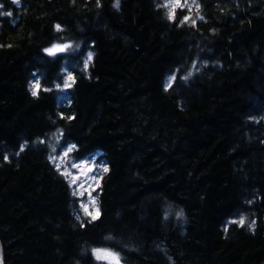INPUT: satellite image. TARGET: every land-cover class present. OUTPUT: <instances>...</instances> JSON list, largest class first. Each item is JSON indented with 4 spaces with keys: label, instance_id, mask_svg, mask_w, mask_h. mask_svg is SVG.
I'll list each match as a JSON object with an SVG mask.
<instances>
[{
    "label": "trees",
    "instance_id": "16d2710c",
    "mask_svg": "<svg viewBox=\"0 0 264 264\" xmlns=\"http://www.w3.org/2000/svg\"><path fill=\"white\" fill-rule=\"evenodd\" d=\"M0 28L5 264H110L99 249L121 264H264V0H0ZM62 145L75 161L102 152L96 219L52 160Z\"/></svg>",
    "mask_w": 264,
    "mask_h": 264
},
{
    "label": "rangeland",
    "instance_id": "374dc122",
    "mask_svg": "<svg viewBox=\"0 0 264 264\" xmlns=\"http://www.w3.org/2000/svg\"><path fill=\"white\" fill-rule=\"evenodd\" d=\"M168 2L170 4V9H172V10H175L177 7H179L178 5H180L181 7H187V6L188 7H194V6H196V0H179L178 3H177V0H168ZM65 45L66 44L54 45V46H52V48H49L52 51L51 52L48 51V52H49V54H55V53L57 54V53L64 52L69 47V44L66 45L67 47H64ZM58 47L61 49H59ZM70 82H71V78H69V81L66 82V85H65L66 88L68 87ZM64 147H66V148H64ZM71 152H72V150H71V147L69 145H66V146L62 145L52 155V157H53L52 160H53L54 164L56 166H58V168L64 174H66L69 177V179L72 181V184L75 186L76 193L79 196H81L82 198H84V200H85L83 203L84 209L87 208V212L91 213V216L93 217V215L96 214L97 210L100 214L98 197L96 195H94V191L98 188V186L101 182L104 170L106 169L105 160L102 158V156L100 157V155L96 153V154L86 158L85 159L86 161L85 160L75 161V160H73V158L70 155ZM57 153H58V155H57ZM60 163L61 164L63 163V164L61 165ZM113 253L114 252H112V251L110 252L109 250L107 251L106 249H99L96 251V257H97V259H99L101 261L105 260L104 262H108L110 264H121V259L119 258V256L116 253L115 254H113Z\"/></svg>",
    "mask_w": 264,
    "mask_h": 264
},
{
    "label": "bare ground",
    "instance_id": "6f19581e",
    "mask_svg": "<svg viewBox=\"0 0 264 264\" xmlns=\"http://www.w3.org/2000/svg\"><path fill=\"white\" fill-rule=\"evenodd\" d=\"M178 6H180V5H178ZM235 6V5H234ZM188 7V6H187ZM143 8V7H142ZM238 8V7H237ZM143 10V9H142ZM189 11V10H188ZM138 12V11H137ZM140 12V11H139ZM146 12V11H145ZM184 12V11H183ZM186 13H187V11H185ZM208 14V13H207ZM211 14V13H210ZM231 14H233V12L231 13ZM230 14V15H231ZM149 15V14H148ZM185 15V14H184ZM236 15V14H235ZM139 16V15H138ZM144 16V15H143ZM204 16V15H203ZM229 16V15H228ZM140 17V16H139ZM146 17V16H145ZM144 17V18H145ZM143 17H142V19H144ZM148 18V17H147ZM205 18H207V17H205ZM242 18V17H241ZM141 19V18H140ZM208 19V18H207ZM219 19V18H218ZM234 19V18H233ZM137 21V20H136ZM143 21V20H142ZM76 24V23H75ZM74 24V25H75ZM223 24V23H222ZM53 25H54V23H53ZM80 25H82V24H80ZM79 25V26H80ZM133 25H134V23H133ZM223 26V25H222ZM74 27V26H73ZM82 27V26H81ZM81 27H79V28H81ZM75 29H76V27H74ZM132 28V27H131ZM1 29V28H0ZM135 29V28H134ZM57 30V29H56ZM72 30H73V28H72ZM71 30V31H72ZM3 30H1L0 32H2ZM80 31H81V29H80ZM86 31V30H85ZM136 32V31H135ZM138 32V31H137ZM141 32V31H140ZM158 32V31H157ZM54 33H55V30H54ZM58 33V32H57ZM61 33V32H60ZM168 33V32H167ZM1 34H3V33H1ZM84 34V33H83ZM86 34V33H85ZM84 34V35H85ZM159 34V33H158ZM58 35V34H57ZM60 35V34H59ZM0 36H2V35H0ZM65 36V35H64ZM69 36V35H68ZM66 37V36H65ZM72 37V36H71ZM2 38V37H1ZM53 38V37H52ZM58 38H60V37H58ZM67 38V37H66ZM69 38V37H68ZM74 38V37H73ZM54 39V38H53ZM75 39V38H74ZM130 39V38H129ZM134 39V38H133ZM1 40V39H0ZM59 40V39H58ZM68 40V39H67ZM82 40V39H81ZM2 41V40H1ZM0 41V42H1ZM50 41V40H49ZM55 41V40H54ZM60 41V40H59ZM79 41V40H78ZM96 41V40H95ZM60 42H62V41H60ZM66 42V41H65ZM94 42V41H93ZM74 43V42H73ZM81 43H82V41H81ZM86 43V42H85ZM132 43V42H131ZM138 43V42H137ZM1 44H3V43H1ZM65 44V43H64ZM90 44H92V43H90ZM39 45H40V43H39ZM44 45V44H43ZM45 45H47L46 43H45ZM52 45V44H51ZM67 45V44H66ZM73 45V44H72ZM229 46V45H228ZM49 47H51L50 45H49ZM48 47V48H49ZM74 46H72V48H73ZM39 48V47H38ZM41 48H42V45H41ZM45 48V47H44ZM52 48V47H51ZM57 48V47H56ZM59 48V47H58ZM43 49V48H42ZM59 49H61V48H59ZM229 50V49H228ZM47 51V50H46ZM67 51H69V49H67ZM231 52H233V51H231ZM49 53V52H48ZM66 53V52H65ZM56 54V53H55ZM96 54V53H95ZM99 54V53H98ZM54 55V54H53ZM99 56V55H98ZM113 57V56H112ZM38 58V57H37ZM45 59V58H44ZM44 59H43V61H44ZM115 59V58H114ZM118 59V58H117ZM206 59V58H205ZM113 60V59H112ZM203 60V59H202ZM37 61V60H36ZM35 61V62H36ZM48 61V60H47ZM65 61H66V59H65ZM96 61V60H95ZM45 62V61H44ZM113 62V61H112ZM200 62V61H199ZM198 62V63H199ZM64 63V62H63ZM65 63H67V62H65ZM64 63V64H65ZM89 63V62H88ZM91 63V62H90ZM184 63V62H183ZM203 63H205V62H203ZM206 63H207V61H206ZM56 64V63H55ZM208 64H210V63H208ZM44 65V64H43ZM67 65V64H66ZM69 65V64H68ZM183 65V64H182ZM198 65V64H197ZM196 65V66H197ZM46 66V65H45ZM70 66V65H69ZM203 66H204V64H203ZM202 66V67H203ZM57 68V67H56ZM63 68V67H62ZM68 68V67H67ZM86 68V67H85ZM31 69V68H30ZM29 69V70H30ZM38 69V68H37ZM66 69V67H64V70ZM76 69V68H75ZM98 69V68H97ZM191 69V68H190ZM189 69V70H190ZM194 69H196V68H194ZM32 70V69H31ZM36 70V69H35ZM60 70V69H59ZM70 70V69H69ZM68 70V71H69ZM91 70V69H90ZM201 70V69H200ZM65 71H67V70H65ZM78 71V70H77ZM94 71V70H93ZM194 71V70H193ZM203 71H205L204 70V68H203ZM47 72V71H46ZM63 72V71H62ZM71 72V71H70ZM88 72V71H87ZM95 72V71H94ZM167 72V71H166ZM166 72H165V74H166ZM188 72V71H187ZM199 72V71H198ZM202 72V71H201ZM37 73V72H36ZM61 73V72H60ZM83 74H84V72H82ZM32 74V73H31ZM59 74V73H58ZM94 74V73H93ZM113 74V73H112ZM116 74V73H115ZM164 74V73H163ZM187 74V73H186ZM30 75V74H29ZM36 75V74H35ZM68 75V74H67ZM77 75V74H76ZM191 75V74H190ZM201 75V74H200ZM205 75V74H204ZM37 76V75H36ZM39 76H41V75H39ZM38 76V77H39ZM61 76H62V74H61ZM65 76V75H64ZM82 76V75H81ZM86 76V75H85ZM92 76V75H91ZM99 76V75H98ZM105 76V75H104ZM167 76V75H166ZM77 77H78V75H77ZM76 77V78H77ZM122 77V76H121ZM178 77V76H177ZM211 77V76H210ZM36 78V77H35ZM86 78V77H85ZM92 78V77H91ZM116 78H118V77H116ZM164 78V77H163ZM179 78V77H178ZM195 78V77H194ZM197 78V77H196ZM200 78V77H199ZM203 78V77H202ZM208 78V77H207ZM29 79V78H28ZM40 79V78H39ZM84 79V78H83ZM99 79H100V77H99ZM191 79V78H190ZM42 80V79H41ZM88 80V79H87ZM116 80V79H115ZM201 80V79H200ZM204 80V79H203ZM207 80V79H206ZM28 81H30V80H28ZM58 81H60V80H58ZM62 81V80H61ZM60 81V82H61ZM68 81H69V78H68ZM98 81V80H97ZM101 81V80H100ZM158 81V80H157ZM26 82V81H25ZM54 82V81H53ZM56 82H57V79H56ZM76 82V81H75ZM80 82V81H79ZM83 82V81H82ZM92 82V81H91ZM90 82V83H91ZM123 82V81H122ZM122 82H120L121 84H122ZM176 82V81H175ZM194 82V81H193ZM203 82V81H202ZM97 83V82H96ZM124 83V82H123ZM127 83V82H126ZM160 83V82H159ZM182 83V82H181ZM204 83V82H203ZM202 83V84H203ZM40 84H42V83H40ZM54 84V83H53ZM59 84V83H58ZM158 84V83H157ZM184 84V83H183ZM200 84V83H199ZM27 85V84H26ZM60 85H62V84H60ZM89 85V84H88ZM91 85V84H90ZM113 85V84H112ZM172 84H170V86H171ZM201 85V84H200ZM40 86V85H39ZM51 86V85H50ZM116 86H117V84H116ZM120 86V85H119ZM134 86V85H133ZM35 87V86H34ZM57 87V86H56ZM70 87H73V86H70ZM111 87V86H110ZM155 87V86H154ZM27 88V87H26ZM31 88V87H30ZM37 88V87H36ZM41 88V87H40ZM45 88H46V86H45ZM49 88V87H48ZM51 88V87H50ZM59 88V87H58ZM88 88V87H87ZM109 88V87H108ZM153 88V87H152ZM72 89V88H71ZM76 89H77V87H76ZM112 89V88H111ZM171 89V88H170ZM29 90V89H28ZM42 90V89H41ZM53 90H54V88H53ZM70 90V89H69ZM104 90H107V89H104ZM109 90V89H108ZM155 91H156V89H154ZM166 90V89H165ZM178 90V89H177ZM30 91V90H29ZM33 91V90H32ZM31 91V92H32ZM46 91V90H45ZM45 91H44V93H45ZM61 91H64V90H61ZM67 91V90H66ZM113 91H116V88H115V90H113ZM47 92V91H46ZM65 92V91H64ZM160 92V91H159ZM42 93H43V91H42ZM55 93V92H54ZM57 93V92H56ZM184 93V92H183ZM59 94V93H58ZM2 96V95H1ZM31 96V95H30ZM41 96V95H40ZM134 96V95H133ZM138 97V96H137ZM176 97V96H175ZM34 98V97H33ZM119 98V97H118ZM36 99V98H35ZM66 99V98H65ZM138 99H140V98H138ZM142 99V98H141ZM1 100V99H0ZM55 100V99H54ZM59 100V99H58ZM64 101V100H63ZM100 101V100H99ZM143 101V100H142ZM64 103V102H63ZM94 103V102H93ZM101 104V103H100ZM138 104V103H137ZM136 104V105H137ZM58 105V104H57ZM59 107H60V105H58ZM95 106V105H94ZM102 106V105H101ZM170 106V105H169ZM27 107V106H26ZM104 107V106H103ZM107 108V107H106ZM105 108V109H106ZM174 108V107H173ZM62 109V108H61ZM137 109V108H136ZM70 110V109H69ZM197 110V109H196ZM58 111V110H57ZM106 111V110H105ZM167 111V110H166ZM171 111V110H170ZM240 111V110H239ZM50 112V111H49ZM55 112H56V110H55ZM155 112V111H154ZM241 112H243V111H241ZM47 113V112H46ZM57 113V112H56ZM63 113V112H62ZM101 113V112H100ZM103 113V112H102ZM102 113H101V115H102ZM149 113V112H148ZM244 113V112H243ZM59 114V113H58ZM64 114V113H63ZM68 114H69V112H68ZM77 114V113H76ZM230 114H232V113H230ZM66 115V114H65ZM73 115V114H72ZM99 115V114H98ZM105 115V114H104ZM251 115V114H250ZM249 115V116H250ZM49 117H50V115H48ZM67 116V115H66ZM69 116V115H68ZM67 116V117H68ZM190 116V115H189ZM247 116V115H246ZM256 115H254L253 117H255ZM2 117V116H1ZM174 117V116H173ZM193 117V116H192ZM234 117V116H233ZM59 118V117H58ZM72 118V117H71ZM71 118H69V119H71ZM170 118V117H169ZM191 118V117H190ZM203 118V117H202ZM235 118V117H234ZM258 118V117H257ZM46 119V118H45ZM49 119V118H48ZM62 119V118H61ZM65 119V118H64ZM74 119V118H73ZM120 119H121V116H120ZM175 119V118H174ZM199 119V118H198ZM198 119H196V120H198ZM50 120V119H49ZM56 120H57V118H56ZM185 120V119H184ZM204 120V119H203ZM234 120V119H233ZM58 121V120H57ZM64 121V120H63ZM73 121V120H72ZM100 121V120H99ZM182 121V120H181ZM205 121V120H204ZM208 121V120H207ZM229 121H231V120H229ZM4 122V121H3ZM55 122V121H54ZM59 122V121H58ZM71 122V121H70ZM162 122V121H161ZM200 122V121H199ZM13 123V122H12ZM11 123V124H12ZM208 123V122H207ZM230 123V122H229ZM251 123V122H250ZM7 124V123H6ZM10 123H9V125H11ZM15 124V123H14ZM50 124V123H49ZM48 124V125H49ZM53 124V123H52ZM57 124V123H56ZM66 124H67V121H66ZM163 124V123H162ZM173 125V124H172ZM202 125V124H201ZM5 126V125H4ZM8 126V125H7ZM61 126V125H60ZM105 126V125H104ZM171 126V125H170ZM9 127V126H8ZM106 127V126H105ZM116 127V126H115ZM206 127V126H205ZM5 128V127H4ZM10 128V127H9ZM52 128V127H51ZM110 128V127H109ZM171 128V127H170ZM166 129V128H165ZM181 129V128H180ZM65 130V129H64ZM252 130V129H251ZM5 131V130H4ZM12 131V130H11ZM16 131V130H15ZM46 131V130H45ZM52 131H53V128H52ZM55 131V130H54ZM76 131V130H75ZM157 131V130H156ZM173 131V130H172ZM206 131V130H205ZM49 132H50V130H49ZM62 132V131H61ZM158 132H160V130L158 131ZM176 132V131H175ZM2 133V132H1ZM46 133V132H45ZM53 133V132H52ZM111 133V132H110ZM163 133V132H162ZM7 134V133H6ZM23 134V133H22ZM66 134V133H65ZM70 134V133H69ZM80 134V133H79ZM150 134V133H149ZM158 134V133H157ZM161 134V133H160ZM168 134V133H167ZM257 134V133H256ZM13 135H15V134H12V136ZM26 135V134H25ZM51 135V134H50ZM54 135V134H53ZM53 135H51L50 137H52ZM64 135V134H63ZM148 135V134H147ZM151 135V134H150ZM149 135V136H150ZM155 135V134H154ZM37 136H38V134H37ZM46 136V135H45ZM44 136V137H45ZM55 136V135H54ZM69 136V135H68ZM133 136V135H132ZM157 136H160V135H157ZM166 136V135H165ZM263 136V135H262ZM14 137V136H13ZM59 137V136H58ZM73 137H75V136H73ZM84 137H86V136H84ZM143 137V136H142ZM168 137V136H167ZM57 138V137H56ZM72 138V137H71ZM119 138V137H118ZM157 138V137H156ZM64 139V138H63ZM73 139V138H72ZM84 139V138H83ZM100 139V138H99ZM101 139H103V137L101 138ZM111 139V138H110ZM155 139V138H154ZM158 139V138H157ZM252 139V138H251ZM250 139V140H251ZM257 139V138H256ZM74 140V139H73ZM98 140V139H97ZM105 140V139H104ZM106 140H107V138H106ZM156 140V139H155ZM78 141V140H77ZM92 141V140H91ZM113 141H116V140H113ZM138 141V140H137ZM141 141V140H140ZM192 141V140H191ZM31 142V141H30ZM29 142V143H30ZM90 142V141H89ZM88 142V143H89ZM132 142V141H131ZM247 142V141H246ZM263 142V141H262ZM6 143V142H5ZM11 143V142H10ZM87 143V144H88ZM98 143V142H97ZM103 143V142H102ZM109 143V142H108ZM112 143V142H111ZM121 143H123V142H121ZM133 143V142H132ZM150 143V142H149ZM154 143V142H153ZM252 143V142H251ZM77 144V143H76ZM85 144H86V142H85ZM129 144V143H128ZM131 144V143H130ZM147 144V143H146ZM35 145V144H34ZM33 145V146H34ZM37 145V144H36ZM106 145V144H105ZM122 145V144H121ZM149 145V144H148ZM157 145V144H156ZM248 145H249V143H248ZM47 146V145H46ZM45 146V147H46ZM82 146V145H81ZM127 146V145H126ZM129 146V145H128ZM155 146V145H154ZM243 146V145H242ZM263 146V145H262ZM3 147V146H2ZM9 147V146H8ZM48 147V146H47ZM46 147V148H47ZM83 147V146H82ZM99 147V146H98ZM113 146H110L109 148L111 149ZM145 147V146H144ZM172 147V146H171ZM50 148V147H49ZM63 148V147H62ZM64 148H66V147H64ZM108 148V149H109ZM133 148V147H132ZM137 148V147H136ZM148 148V147H147ZM163 148V147H162ZM242 148V147H241ZM240 148V149H241ZM38 149V148H37ZM41 149V148H40ZM44 149V148H43ZM75 149V148H74ZM79 149L81 150L82 148H80V146H79ZM106 149V148H105ZM144 149V148H143ZM146 149V148H145ZM156 149V148H155ZM164 149H165V147H164ZM171 149V148H170ZM180 149V148H179ZM238 149V148H237ZM240 149H238L239 151H240ZM262 149V148H261ZM5 150V149H4ZM33 150V149H32ZM34 150H35V148H34ZM58 150V149H57ZM62 150V149H61ZM66 150V149H65ZM68 150V149H67ZM79 150V151H80ZM134 150V149H133ZM151 150V149H150ZM167 150V149H166ZM2 151V150H1ZM29 151V150H28ZM39 151V150H38ZM144 151V150H143ZM46 152V151H45ZM48 152H49V150H48ZM104 152V151H103ZM133 152V151H132ZM135 152V151H134ZM140 152V151H139ZM192 152H194V151H192ZM235 152V151H234ZM242 152V151H241ZM6 153V152H5ZM11 153V152H10ZM15 153V152H14ZM28 153V152H27ZM52 153V152H51ZM70 153V152H69ZM74 153V152H73ZM83 153V152H82ZM98 153V152H97ZM112 153V152H111ZM111 153H110V155H111ZM117 153V152H116ZM155 153V152H154ZM156 153H157V151H156ZM13 154V153H12ZM33 154V153H32ZM53 154V153H52ZM100 154H102V152L100 153ZM105 154V153H104ZM115 154V153H114ZM192 154V153H191ZM36 155V154H35ZM57 155H58V153H57ZM78 155V154H77ZM88 155V154H87ZM134 155V154H133ZM137 155V154H136ZM188 155V154H187ZM243 155V154H242ZM8 156V155H7ZM39 156V155H38ZM45 156H47V155H45ZM44 156V157H45ZM75 156V155H74ZM98 156V155H97ZM125 156V155H124ZM142 156V155H141ZM191 156V155H190ZM9 157V156H8ZM70 157V156H69ZM94 157V156H93ZM103 157V156H102ZM114 157H115V155H114ZM126 157V156H125ZM237 157V156H236ZM53 158V157H52ZM124 158V157H123ZM135 158V157H134ZM191 158H192V156H191ZM2 159V158H1ZM22 159V158H21ZM29 159V158H28ZM48 159V158H47ZM50 159V158H49ZM76 159V158H75ZM74 159V160H75ZM98 159V158H97ZM109 159V158H108ZM115 159H117V157L115 158ZM234 159V158H233ZM65 160V159H64ZM80 160V159H79ZM93 160V159H92ZM91 160V161H92ZM110 160V159H109ZM86 161V160H85ZM41 162H43V161H41ZM49 162V161H48ZM57 162V161H56ZM60 162V161H59ZM64 162V161H63ZM75 162V161H74ZM73 162V163H74ZM97 162V161H96ZM118 162H120V161H118ZM134 162V161H133ZM139 162V161H138ZM234 162H237V161H234ZM240 162V161H239ZM35 163H36V161H35ZM40 163V162H39ZM46 163V162H45ZM72 163V162H71ZM76 163V162H75ZM74 163V164H75ZM224 163V162H223ZM2 164V163H1ZM0 164V165H1ZM5 164V163H4ZM61 164V163H60ZM63 164V163H62ZM61 164V165H62ZM103 164V163H102ZM111 164V163H110ZM114 164V163H113ZM113 164H112V166H113ZM117 164V163H116ZM136 164V163H135ZM176 164V163H175ZM222 164V163H221ZM32 165H33V163H32ZM37 165H39V164H37ZM43 165V164H42ZM51 165V164H50ZM99 165V164H98ZM107 165V164H106ZM120 165V164H119ZM125 165V164H124ZM124 165H123V167H124ZM134 165V164H133ZM133 165H132V167H133ZM184 165H187V164H184ZM198 165V164H197ZM224 166H225V164H223ZM4 166H6V165H4ZM10 166V165H9ZM13 166V165H12ZM19 166V165H18ZM104 166V165H103ZM115 166V165H114ZM126 166V165H125ZM130 166V165H129ZM45 167V166H44ZM58 167V166H57ZM119 167V166H118ZM131 167V166H130ZM223 167V166H222ZM11 168V167H10ZM43 168V167H42ZM70 168V167H69ZM105 168V167H104ZM109 168V167H108ZM116 168V167H115ZM125 168V167H124ZM128 168V167H127ZM235 168H236V166H235ZM234 168V169H235ZM246 168V167H245ZM48 169V168H47ZM46 169V170H47ZM118 169V168H117ZM134 169V168H133ZM243 169V168H242ZM71 170V169H70ZM116 170V169H115ZM120 170H121V168H120ZM131 170H132V168H131ZM130 170V171H131ZM135 170V169H134ZM239 170H240V168H239ZM238 170V171H239ZM259 170V169H258ZM262 170H263V168H262ZM44 171V170H43ZM49 171V170H48ZM47 171V172H48ZM112 171V170H111ZM237 171V170H236ZM61 172V171H60ZM75 172V171H74ZM77 172V171H76ZM104 172H105V170H104ZM121 172H123V171H121ZM173 172H174V170H173ZM172 172V173H173ZM177 172V171H176ZM175 172V173H176ZM183 172V171H182ZM241 172V171H240ZM247 172V171H246ZM263 172V171H262ZM40 173H42L41 171H40ZM45 173H46V171H45ZM49 173V172H48ZM78 173V172H77ZM128 173V172H127ZM135 173V172H134ZM253 173V172H252ZM260 173H261V171H260ZM43 174V173H42ZM53 174V173H52ZM57 174V173H56ZM100 174V173H99ZM112 174H114V173H112ZM235 174H237V173H235ZM40 175V177H41V174H39ZM69 175V174H68ZM109 175V174H108ZM121 175V174H120ZM180 175V174H179ZM183 175V174H182ZM229 175V174H228ZM234 175V174H233ZM244 175H246V173L244 174ZM52 176V175H51ZM58 176V175H57ZM106 176H107V174H106ZM131 176V175H130ZM136 176V175H135ZM171 176H173V175H171ZM214 176V175H213ZM236 176V175H235ZM234 176V177H235ZM242 176V175H241ZM250 176V175H249ZM39 177V176H38ZM108 177V176H107ZM210 177V176H209ZM248 177V176H247ZM261 177V176H260ZM43 178V177H42ZM47 178V177H46ZM57 178V177H56ZM65 178V177H64ZM131 178V177H130ZM180 178V177H179ZM243 178V177H242ZM249 178V177H248ZM53 179H54V177H53ZM189 179H190V177H189ZM209 179V178H208ZM221 179V178H220ZM247 179V178H246ZM263 179V178H262ZM46 180V179H45ZM137 180V179H136ZM203 180V179H202ZM215 180H216V178H215ZM224 180V179H223ZM230 180H232V179H230ZM237 180H238V178H237ZM241 180V179H240ZM257 180H259V179H257ZM60 181H62V180H60ZM60 181H57V182H60ZM228 181V180H227ZM235 181V180H234ZM248 181V180H247ZM260 181V180H259ZM46 182V181H45ZM56 182V181H55ZM63 182V181H62ZM200 182V181H199ZM61 183V182H60ZM64 183V182H63ZM201 183V182H200ZM216 183V182H215ZM67 184V183H66ZM107 184V183H106ZM218 184H219V182H218ZM217 184V185H218ZM51 185V184H50ZM68 185V184H67ZM196 185V184H195ZM215 185V184H214ZM65 186V185H64ZM200 186V185H199ZM250 186V185H249ZM254 186V185H253ZM42 187V186H41ZM54 187V186H53ZM56 187V186H55ZM201 187V186H200ZM228 187V186H227ZM227 187H226V189H227ZM245 187V186H244ZM60 188V187H59ZM69 188V187H68ZM72 188H74V187H72ZM176 188V187H175ZM191 188V187H190ZM199 188V187H198ZM216 188V187H215ZM220 188V187H219ZM224 188V187H223ZM247 188V187H246ZM256 188V187H255ZM58 189V188H57ZM200 189V188H199ZM244 189V188H243ZM251 189V188H250ZM228 190V189H227ZM256 190V189H255ZM261 190H263V189H261ZM57 191V190H56ZM63 191V190H62ZM65 191V190H64ZM69 191V190H68ZM101 191V190H100ZM199 191V190H198ZM211 191V190H210ZM223 191V190H222ZM225 191V190H224ZM244 191V190H243ZM246 191V190H245ZM257 191V190H256ZM256 191H255V193H256ZM76 192V191H75ZM185 192V191H184ZM207 192V191H206ZM209 192V191H208ZM228 192V191H227ZM66 193V192H65ZM98 194H99V192H97ZM175 193V192H174ZM189 193H190V191H189ZM219 194H220V192H218ZM254 193V192H253ZM259 192H257V194H258ZM67 194V193H66ZM104 194V193H103ZM246 194V193H245ZM81 195V194H80ZM96 195V194H95ZM174 195V194H173ZM180 195V194H179ZM201 195V194H200ZM207 195V194H206ZM229 195V194H228ZM248 195H250V193L248 194ZM247 195V196H248ZM252 195V194H251ZM259 195V194H258ZM45 196V195H44ZM47 196V195H46ZM224 196V195H223ZM76 197V196H75ZM74 197V198H75ZM173 197V196H172ZM204 197V196H203ZM210 197V196H209ZM219 197V196H218ZM229 197V196H228ZM99 198V197H98ZM102 198V197H101ZM177 198V197H176ZM188 198V197H187ZM211 198V197H210ZM222 198V197H221ZM240 198V197H239ZM62 199H64V197L62 198ZM71 199H72V197H71ZM77 199H79V198H77ZM84 199V198H83ZM198 199V198H197ZM209 199V198H208ZM218 199V198H217ZM69 200V199H68ZM191 200V199H190ZM214 200V199H213ZM221 200V199H220ZM225 200V199H224ZM249 200V199H248ZM60 201V200H59ZM71 201V200H70ZM99 201V200H98ZM168 201V200H167ZM170 201V200H169ZM176 201V200H175ZM189 201V200H188ZM197 201V200H196ZM204 201V200H203ZM212 201V200H211ZM48 202V201H47ZM72 202V201H71ZM183 202V201H182ZM200 202V201H199ZM73 203V202H72ZM77 203H78V201H77ZM81 203V202H80ZM162 203V202H161ZM187 203V202H186ZM206 203V202H205ZM215 203V202H214ZM48 204V203H47ZM49 204H50V202H49ZM71 204V203H70ZM171 204V203H170ZM208 204V203H207ZM66 205V204H65ZM68 205V204H67ZM72 205V204H71ZM80 205V204H79ZM162 205V204H161ZM167 205V204H166ZM211 205V204H210ZM47 206V205H46ZM73 206V205H72ZM176 206V205H175ZM174 205H173V207H175ZM183 206V205H182ZM193 206H194V204H193ZM202 206V205H201ZM51 207V206H50ZM71 206H69V208H70ZM78 207V206H77ZM166 207V206H165ZM169 207V206H168ZM167 207V208H168ZM213 207V206H212ZM223 207V206H222ZM76 208V207H75ZM164 208V207H163ZM181 208V207H180ZM195 208V207H194ZM198 208V207H197ZM207 208V207H206ZM218 207H216V209H217ZM239 208H241V207H239ZM243 208V207H242ZM73 209V208H72ZM78 209H79V207H78ZM77 209V210H78ZM173 209V208H172ZM171 209V210H172ZM215 209V210H216ZM222 209H224V207L222 208ZM221 209V210H222ZM70 210V209H69ZM81 210V209H80ZM85 210V209H84ZM165 210V209H164ZM168 210V209H167ZM170 210V211H171ZM205 210V209H204ZM220 210V209H219ZM259 210V209H258ZM71 211V210H70ZM79 211V210H78ZM210 211V210H209ZM213 211V210H212ZM243 211V210H242ZM69 212V211H68ZM73 212H75V210L73 211ZM172 212V211H171ZM208 212V211H207ZM236 212V211H235ZM250 212V211H249ZM252 212V211H251ZM257 212V211H256ZM88 213V212H87ZM161 213H163V210H162V212ZM67 214V213H66ZM79 214H80V212H79ZM164 214H165V212H164ZM189 214V213H188ZM217 214V213H216ZM221 214V213H220ZM219 214V215H220ZM236 214V213H235ZM248 214V213H247ZM257 214H258V212H257ZM262 214H263V212H262ZM68 215V214H67ZM72 215V214H71ZM74 215V214H73ZM122 215V214H121ZM170 215H173V213L172 214H170ZM186 215V214H185ZM197 215V214H196ZM205 215V214H204ZM218 215V214H217ZM217 215H216V217H217ZM244 215V214H243ZM256 215V214H255ZM82 216V215H81ZM124 216V215H123ZM163 216V215H162ZM201 216V215H200ZM221 216H222V214H221ZM230 216V215H229ZM234 216V215H233ZM239 216V215H238ZM246 216V215H245ZM69 217V216H68ZM161 217V216H160ZM172 217V216H171ZM187 217V216H186ZM82 218V217H81ZM88 218V217H87ZM124 218V217H123ZM183 218V217H182ZM229 218V217H228ZM233 218V217H232ZM236 218V217H235ZM234 218V219H235ZM249 218V217H248ZM251 218V217H250ZM85 219V218H84ZM119 219V218H118ZM189 219V218H188ZM193 219V218H192ZM231 219V218H230ZM76 220V219H75ZM79 220V219H78ZM91 220V219H90ZM164 220V219H163ZM162 220V221H163ZM166 220H168V219H166ZM181 220V219H180ZM221 220V219H220ZM237 220V219H236ZM71 221H72V219H71ZM84 221V220H83ZM85 221H87V220H85ZM120 221V220H119ZM177 221H179V220H177ZM186 221V220H185ZM189 221V220H188ZM193 221V220H192ZM224 221V220H223ZM238 221V220H237ZM250 221H251V219H250ZM120 222H122V221H120ZM168 222V221H167ZM175 222V221H174ZM180 222V221H179ZM215 222V221H214ZM217 222V221H216ZM240 222V221H239ZM72 223V222H71ZM85 223V222H84ZM89 223V222H88ZM90 223H92V222H90ZM163 223V222H162ZM182 223H183V221H182ZM198 223V222H197ZM218 223V222H217ZM169 224V223H168ZM177 224V223H176ZM207 224V223H206ZM216 224V223H215ZM219 224V223H218ZM235 224V223H234ZM75 225V224H74ZM92 225V224H91ZM164 225V224H163ZM175 225V224H174ZM179 225H181V224H179ZM222 225V224H221ZM246 225H248V224H246ZM246 225H245V227H246ZM162 226V225H161ZM85 227V226H84ZM175 227H177L176 229H178V226H175ZM228 227V226H227ZM249 227V226H248ZM79 228V227H78ZM82 228V227H81ZM87 228V227H86ZM150 229V228H149ZM171 229V228H170ZM180 229H181V227H180ZM187 229V228H186ZM195 229H197V228H195ZM204 229H205V227H204ZM241 229V228H240ZM115 230H117V228L115 229ZM166 230H167V228H166ZM166 230H165V232H166ZM182 230V229H181ZM222 230V229H221ZM256 230V229H255ZM254 230V231H255ZM12 231V230H11ZM76 231V230H75ZM80 231H81V229H80ZM188 231V230H187ZM248 231V230H247ZM79 231H77V233H78ZM85 232H86V230H85ZM160 232H161V230H160ZM163 232V231H162ZM165 232H163V233H165ZM177 232H178V230H177ZM183 232V231H182ZM170 233V232H169ZM175 233V232H174ZM180 233H181V231H180ZM184 233V232H183ZM188 233V232H187ZM200 233V232H199ZM83 234V233H82ZM87 234V233H86ZM167 234V233H166ZM171 234V233H170ZM178 234V233H177ZM168 235V234H167ZM225 235V234H224ZM82 236V235H81ZM180 236V235H179ZM185 236H187V235H185ZM216 236V235H215ZM86 237V236H85ZM156 237V236H155ZM158 237V236H157ZM167 237V236H166ZM182 237V236H181ZM122 238V237H121ZM219 238V237H218ZM124 239V238H123ZM159 239V238H158ZM176 239H177V237H176ZM192 239V238H191ZM194 239V238H193ZM227 239V238H226ZM231 239V238H230ZM78 240V239H77ZM162 240V239H161ZM166 240V239H165ZM180 240V239H179ZM184 240V239H183ZM200 240V239H199ZM2 241V240H1ZM80 241V240H79ZM163 241V240H162ZM86 242V241H85ZM176 242V241H175ZM182 242V241H181ZM185 242V241H184ZM190 242V241H189ZM108 243V242H107ZM110 243V242H109ZM145 243V242H144ZM161 243V242H160ZM88 244H89V242H88ZM148 244V243H147ZM162 244V243H161ZM183 244V243H182ZM84 245V244H83ZM92 245V244H91ZM156 245V244H155ZM154 245V246H155ZM158 245H160L159 243H158ZM171 245V244H170ZM180 245V244H179ZM190 245V244H189ZM157 246V245H156ZM155 246V247H156ZM168 246H169V244H168ZM196 246V245H195ZM4 247V246H3ZM88 247V249H89V246H87ZM103 247V246H102ZM124 247V246H123ZM151 247V246H150ZM159 247V246H158ZM164 247H166V245L164 246ZM168 248V247H167ZM180 248V247H179ZM91 249V248H90ZM107 249H108V247H107ZM172 249V248H171ZM113 250V249H112ZM145 250V249H144ZM144 250H143V252H144ZM154 250V249H153ZM157 251L159 250V249H156ZM173 250V249H172ZM174 250H176V249H174ZM173 250V251H174ZM180 250V249H179ZM184 250V249H183ZM189 250H191V249H189ZM204 250V249H203ZM86 251H87V249H86ZM108 251V250H107ZM171 251V250H170ZM169 251V252H170ZM185 251V250H184ZM187 251V250H186ZM206 251V250H205ZM87 252H91V251H87ZM111 252V251H110ZM118 252V251H117ZM116 252V253H117ZM161 252H163V250L161 251ZM175 252V251H174ZM193 252V251H192ZM199 252H201V251H199ZM159 253V252H158ZM165 253V252H164ZM171 253V252H170ZM173 253V252H172ZM177 253V252H176ZM184 253V252H183ZM182 253V254H183ZM196 253H197V251H196ZM5 254V253H4ZM92 254H93V252H92ZM113 254H115V253H113ZM121 254H123L122 252H121ZM181 254V253H180ZM187 254V253H186ZM166 255H167V253H166ZM184 255V254H183ZM34 256V255H33ZM177 256V255H176ZM241 256V255H240ZM117 257V256H116ZM154 257V256H153ZM157 257V256H156ZM226 257V256H225ZM120 258V257H119ZM158 258V257H157ZM163 258H164V256H163ZM166 258V257H165ZM169 258V257H168ZM171 258V257H170ZM162 259V258H161ZM193 259V258H192ZM255 259V258H254ZM36 260V259H35ZM41 260V259H40ZM39 260V261H40ZM198 260V259H197ZM204 260V259H203ZM105 261V260H104ZM103 261V262H104ZM108 263V262H107ZM116 263V262H115ZM190 264V263H189Z\"/></svg>",
    "mask_w": 264,
    "mask_h": 264
},
{
    "label": "snow or ice",
    "instance_id": "6c2138e0",
    "mask_svg": "<svg viewBox=\"0 0 264 264\" xmlns=\"http://www.w3.org/2000/svg\"><path fill=\"white\" fill-rule=\"evenodd\" d=\"M16 2L18 3L19 0H16ZM178 2H179V0H177V3H178ZM172 18H173V16H172V14L170 13V15H169V19H172ZM186 19H187V18H186ZM57 28L59 29V25H57ZM64 47H67V46L65 45ZM48 51L51 52L52 50L49 49ZM90 59H91V55H89V60H90ZM173 79H174V78H173ZM36 87H39V85H37ZM33 94L35 95V92H34ZM85 211L87 212V208H85ZM89 214L91 215V213H89ZM98 215H99V212H98V210H97L96 214L93 215L92 218H93V219H96V218L98 217ZM240 223L243 224L244 221L241 220Z\"/></svg>",
    "mask_w": 264,
    "mask_h": 264
},
{
    "label": "water",
    "instance_id": "95a60500",
    "mask_svg": "<svg viewBox=\"0 0 264 264\" xmlns=\"http://www.w3.org/2000/svg\"><path fill=\"white\" fill-rule=\"evenodd\" d=\"M0 264H5V254L1 240H0Z\"/></svg>",
    "mask_w": 264,
    "mask_h": 264
}]
</instances>
